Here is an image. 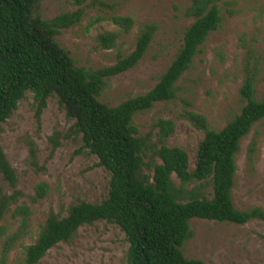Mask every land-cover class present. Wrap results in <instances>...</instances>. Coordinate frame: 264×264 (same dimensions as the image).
Instances as JSON below:
<instances>
[{
    "label": "rangeland",
    "instance_id": "1",
    "mask_svg": "<svg viewBox=\"0 0 264 264\" xmlns=\"http://www.w3.org/2000/svg\"><path fill=\"white\" fill-rule=\"evenodd\" d=\"M189 0H85L75 5L70 0H43L40 14L44 19L81 9V21L55 38L77 67L98 70L114 65L129 55L137 38L146 27L154 31L146 53L131 69L111 78L99 97L108 107L149 91L165 72L178 52L183 34L192 23L184 13ZM221 22L198 48L187 71L176 83L174 99L158 102L133 118L138 135L147 143L143 158L145 175H152L160 159L158 120H170L173 134L163 141L169 147L188 152L192 166L193 153L202 133L186 119V112L203 115L215 131L230 122L245 102L239 88L247 76L255 77L256 100L264 99V0H223L218 4ZM112 17H130L133 26L120 34L111 24ZM103 32L119 34L113 49H102L96 42ZM56 97L47 99L36 120L31 93L18 103L11 116L0 125V146L13 169L16 181L11 188L0 178V194L19 191L18 204L29 206L28 231L8 255L6 264H24L23 247L35 242L49 214L63 218L70 206L81 202L97 204L105 199L110 174L98 166V160L82 149L79 136H74ZM54 133L59 136L51 137ZM54 141L58 146L52 147ZM251 148L253 149L251 151ZM31 149L35 158L31 157ZM237 167L232 190L233 205L238 210L253 207L264 211V120L256 123L240 141L235 156ZM172 180L177 186L178 180ZM38 183L48 186L44 198H35ZM193 183L188 188L198 186ZM200 192L211 198L212 187L201 183ZM10 228L18 222L9 214L0 224ZM192 233L181 252L185 259L204 264H264V221L244 225L191 219ZM128 244L119 227L105 221L81 226L73 238L51 248L36 264H126Z\"/></svg>",
    "mask_w": 264,
    "mask_h": 264
},
{
    "label": "trees",
    "instance_id": "2",
    "mask_svg": "<svg viewBox=\"0 0 264 264\" xmlns=\"http://www.w3.org/2000/svg\"><path fill=\"white\" fill-rule=\"evenodd\" d=\"M43 0H0V125L17 108L26 93L33 95L36 120L47 99L56 97L66 118L72 121L70 132L79 136L82 149L98 160V166L110 174L108 191L100 203L81 202L68 208L63 218L49 214L35 242L23 247L24 264H36L59 243L69 242L83 225L105 221L119 227L128 244L126 264H204L185 259L181 247L190 239L191 219L244 225L264 221V211L253 207L238 210L232 201L237 171L235 156L240 141L251 128L264 120V99H255V77L247 76L239 88L244 106L222 129L215 131L200 114L186 112L190 125L202 133L193 153L192 166L188 152L181 147L166 146L163 141L174 132L170 120H158L160 164L152 175L143 173L146 141L138 135L133 118L151 109L155 103L171 101L176 83L188 70L191 61L210 32L221 22L218 4L223 0H189L184 15L192 23L186 28L181 46L158 82L145 94L129 98L116 107L98 99L108 80L133 68L144 56L151 41L153 27H146L137 38L134 50L114 65L95 71L77 67L55 38L62 30L81 21L77 9L51 19L40 14ZM82 5L85 0H70ZM111 24L120 34L133 26L130 17H112ZM119 37L103 32L96 37L102 49H113ZM59 136L54 133L51 137ZM58 146L57 141L52 144ZM253 149L251 148V151ZM31 157L35 151L31 149ZM178 180L176 186L172 176ZM0 178L14 188L16 176L0 146ZM193 183L198 186L188 188ZM201 183L212 187L211 198L200 192ZM35 198H44L45 183H38ZM21 193L0 194V222L9 214L18 225L0 224V264H6L11 250L28 231L29 206L18 204Z\"/></svg>",
    "mask_w": 264,
    "mask_h": 264
}]
</instances>
